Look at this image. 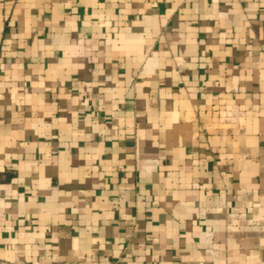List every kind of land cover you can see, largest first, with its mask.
<instances>
[{
  "label": "crops",
  "instance_id": "obj_1",
  "mask_svg": "<svg viewBox=\"0 0 264 264\" xmlns=\"http://www.w3.org/2000/svg\"><path fill=\"white\" fill-rule=\"evenodd\" d=\"M0 264H264V0H0Z\"/></svg>",
  "mask_w": 264,
  "mask_h": 264
}]
</instances>
